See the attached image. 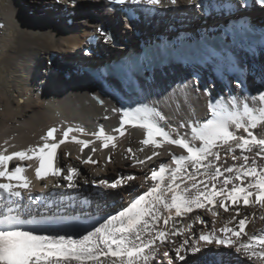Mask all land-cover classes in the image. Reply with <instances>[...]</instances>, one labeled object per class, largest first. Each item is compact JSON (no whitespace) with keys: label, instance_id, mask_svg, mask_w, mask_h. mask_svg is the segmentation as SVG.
Returning <instances> with one entry per match:
<instances>
[{"label":"bare ground","instance_id":"6f19581e","mask_svg":"<svg viewBox=\"0 0 264 264\" xmlns=\"http://www.w3.org/2000/svg\"><path fill=\"white\" fill-rule=\"evenodd\" d=\"M201 1L195 0L189 4V0H179L178 6H143L148 25L132 27L124 24L113 11H109L105 0H76L75 6L63 0H0V143L7 139L17 149L35 145L40 142V136L52 127L61 130L68 127L83 129L86 135L79 132L72 135L86 140H94L91 133L101 128L107 134L116 135L113 129L119 127L120 114L112 109L138 104H146L163 115L165 119L160 122L161 126L175 137L190 131L180 128L181 123L192 120L203 122L209 118L207 105L210 99L214 103L215 99L224 97L226 100L229 95L241 100L244 96L258 95L257 90L261 88L264 79L261 71L264 68V8L238 10V15L247 17L250 24L251 42L256 43V51L253 53H245L236 48L228 52L217 50L200 67H150L144 74L148 76L147 79L134 80V85L129 86L127 92L111 81H106L104 85L95 83L81 71L84 67L101 65L109 58L122 56V50L135 48L140 40L167 32L165 28L168 23L175 27L186 23L188 29L204 28L199 23L203 22V17L195 11L196 4ZM182 13H186L187 17L181 16ZM173 18H177L179 23L173 22ZM183 18L193 22H181ZM222 18L212 16L210 27L215 29L217 23L223 22ZM104 24L116 30L125 43L116 48L99 44L90 57H85V39ZM51 56L54 61L49 66ZM64 73L70 74V79H63ZM241 80L243 86H239ZM196 88L200 91H196ZM204 89H208L211 95H206ZM95 99H101L103 105H97ZM247 103L250 107H258V102L251 99ZM125 129V135L118 136L115 141V149L98 150L94 154V159L98 161L96 165L81 164L76 159L77 155H81L79 145L71 142L61 145L57 150L58 164L65 171L72 166L81 173L76 178L80 185L76 189L53 188L56 182L53 177L35 181L34 173L29 169L26 175L33 179L34 187L30 194L23 193L24 198L19 202V207L15 203L10 205L12 214L18 212L27 226L44 234L63 231L76 238L85 229L96 226L98 221L102 222L104 217L126 206L130 198L142 194L151 186L152 181L146 177L150 175L151 169H158L161 163L171 165L169 153L186 155L178 147L164 145L157 150L160 155L143 165L133 166V158H130L126 149L142 147L139 141L143 139V133L130 125H125ZM252 131L258 136H264V127ZM94 146L99 149L100 142L97 141ZM152 151L150 146L145 147L143 152H136V158L143 159L151 155ZM89 152L90 149H85V154ZM65 153L70 155L65 156ZM108 157H111V162H108ZM19 163L10 162V169ZM22 163L26 166L32 162ZM232 163L228 157L227 164ZM118 174H132L138 179L127 182L117 190L95 188L91 184L93 180H114ZM85 179L89 181L88 184H84ZM59 182L66 183L62 179ZM29 195L39 199L30 201ZM0 211H7L3 202H0ZM218 211L220 215L215 225L207 210L198 209L190 214L192 220L198 214L206 222L194 224L197 237L205 227L211 230L214 226H223L230 213H224L222 209ZM241 212L250 217L246 232L264 234V221L259 219L262 214L259 206L242 208ZM189 222L192 221L187 217L183 221L177 218L176 227H184ZM72 223L82 227L78 230L66 227V224ZM172 223L170 221L166 227H172ZM172 239L182 242L184 237ZM171 248L172 245H168L169 254L175 260V252ZM164 250L161 248L153 264H167L162 255ZM213 260H222L224 264H259L237 253L234 248H218L215 245L199 253H188L184 261H176V264H211Z\"/></svg>","mask_w":264,"mask_h":264},{"label":"snow or ice","instance_id":"6c2138e0","mask_svg":"<svg viewBox=\"0 0 264 264\" xmlns=\"http://www.w3.org/2000/svg\"><path fill=\"white\" fill-rule=\"evenodd\" d=\"M63 2L73 6L76 4V0ZM107 2L113 6L109 11H115V6H119L128 12L143 6L179 4V0ZM194 2L189 0V4ZM250 3L264 8V0H242V3L231 0L220 7L228 11L240 7L247 9ZM196 6L202 7L199 3ZM242 30L251 29L245 25ZM96 32L105 42H114L113 35L107 29L98 27ZM261 71L264 73V68ZM239 86H243L242 80ZM195 90L200 91L199 88ZM203 91L211 95L208 89ZM257 91L258 95L244 96L243 100L232 95L226 100L224 97L215 99L214 103L210 99L207 105L209 118L203 122L192 120L181 123L180 128L190 131L175 137L161 126L160 122L165 119L163 115L146 104H138L112 109L120 114L119 127L113 129L116 135L107 134L101 128L91 133L94 140H86L72 135L74 132L86 135L83 129L68 127L61 130L52 127L40 136L39 143L21 149L4 140L0 143V202L5 204L7 211H0V264H153L161 248L165 249L162 255L167 264H176V261H184L188 253H199L211 245L234 248L248 260L264 264V234L246 232L250 217L241 212L242 208L259 206L262 210L259 219L264 221V136L252 131L264 127V79ZM249 99L258 102V107H250L247 103ZM125 125L140 129L143 133V139L139 141L142 147L126 149L133 158V166L143 165L160 155L157 150L164 145L178 147L186 155L169 153L171 165L161 163L158 169H151L146 177L152 181L151 186L76 238L63 231L44 234L27 226L18 212L12 214L10 205L15 203L19 207L23 193L30 194L34 187L33 179L26 175L29 169L33 171L35 181L53 177L56 178L53 188L76 189L80 187L76 178L81 173L72 166L65 171L57 162V150L67 142L79 145L81 155H77L76 159L81 164L96 165L98 161L94 159V154L98 150L115 149L118 136L125 135ZM97 141L100 142L99 149L94 146ZM149 146L153 149L151 155L136 158L137 151L143 152ZM85 149H90V152L85 154ZM228 157L233 161L231 165L227 164ZM107 160L111 162V157ZM12 161L21 163L10 169ZM24 161L32 163L25 166ZM61 179L66 183H60ZM134 179L138 177L118 174L114 180H93L91 184L95 188L117 190ZM88 183L85 179L84 184ZM38 199L28 196L30 201ZM198 209L211 214L213 225L220 215L219 209L230 213V216L222 227L214 226L211 230L205 227L197 237L194 224H206L198 214L192 220L190 214ZM186 217L192 222L184 227H176L177 218L183 221ZM170 221L173 222L172 227H166ZM66 227L78 230L82 226L72 223L66 224ZM178 236L184 237L182 242L172 239ZM168 245H172L175 260L169 254ZM211 264L224 262L213 260Z\"/></svg>","mask_w":264,"mask_h":264},{"label":"rangeland","instance_id":"374dc122","mask_svg":"<svg viewBox=\"0 0 264 264\" xmlns=\"http://www.w3.org/2000/svg\"><path fill=\"white\" fill-rule=\"evenodd\" d=\"M50 66V65H49ZM64 79V78H63ZM68 80V79H67Z\"/></svg>","mask_w":264,"mask_h":264},{"label":"water","instance_id":"95a60500","mask_svg":"<svg viewBox=\"0 0 264 264\" xmlns=\"http://www.w3.org/2000/svg\"><path fill=\"white\" fill-rule=\"evenodd\" d=\"M70 75V74H69Z\"/></svg>","mask_w":264,"mask_h":264}]
</instances>
